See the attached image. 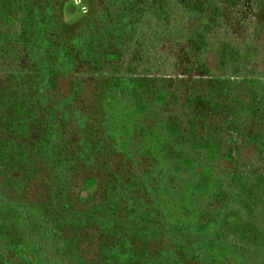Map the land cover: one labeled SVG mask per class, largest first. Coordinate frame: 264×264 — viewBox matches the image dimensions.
I'll return each instance as SVG.
<instances>
[{
  "label": "trees",
  "instance_id": "16d2710c",
  "mask_svg": "<svg viewBox=\"0 0 264 264\" xmlns=\"http://www.w3.org/2000/svg\"><path fill=\"white\" fill-rule=\"evenodd\" d=\"M151 1L0 0V233L11 250L26 252L39 229L49 230L62 264H226L237 243L241 264H250L264 250L253 218L264 184L234 176L228 147L227 170L214 166L219 143L205 121L222 106L213 90L192 94L185 84L179 97L192 116L183 131L170 117L162 132L147 122L107 129L114 98L133 103V113L147 100L145 79L121 75L120 62L131 69L149 54L143 29L149 47L171 32L163 0ZM149 96L176 97L164 82ZM232 201L238 208L227 213ZM241 210L253 220L233 229ZM125 224L138 239L124 234Z\"/></svg>",
  "mask_w": 264,
  "mask_h": 264
},
{
  "label": "rangeland",
  "instance_id": "374dc122",
  "mask_svg": "<svg viewBox=\"0 0 264 264\" xmlns=\"http://www.w3.org/2000/svg\"><path fill=\"white\" fill-rule=\"evenodd\" d=\"M142 3L151 5L153 2L142 0ZM162 6L164 23L171 32L164 36L165 33L160 31L156 43L149 47L146 45L148 29H143L146 35L143 34L145 37L142 43L149 54L133 62L131 69L125 67L124 62H120L121 75L130 77L131 73V77L145 79L144 93L147 100L133 113L132 110L135 108L133 103L121 97L114 98L113 103L117 112L116 115H112L113 121L109 122L107 129L113 130L121 125L131 130L139 129L140 125L147 122L153 123L154 127L162 132L163 123L170 117L172 121L178 119L183 131L184 123L192 116L185 112V105L182 104L185 93L179 97L181 91L186 88L185 84L189 83L191 90L189 89L188 93L192 94L197 90L211 95L210 91L213 90L214 102L219 103L222 108L219 113L211 112L205 123L207 130L211 131V135L218 139L219 143L216 155H220L217 165L214 164L215 169L227 170L222 155L228 147L234 150L233 155L237 163L234 176H240L248 181L254 179L257 183L264 184V0H163ZM144 9L140 6L141 12ZM161 33L164 40L160 37ZM191 41L195 44L200 43L202 50L199 51L198 47L191 45ZM199 57L204 68L198 67ZM174 61H177L175 65ZM163 82L168 92L176 95L168 102L157 101L149 96ZM211 126L214 130L210 129ZM196 129L200 131V126ZM135 135L128 133L129 141L138 145L139 143L133 140ZM251 139L256 140L261 148L245 143ZM98 192L96 190L94 193L96 198ZM260 199L255 210L256 216L253 218L264 231L262 211L264 204ZM236 208L237 202L232 201L227 213H232ZM249 219L253 220L241 210L236 216H232L230 221L234 229L237 223L248 222ZM9 222L12 223V220ZM20 227L21 224H18L17 229ZM212 228L213 226L209 230ZM47 231L39 229L37 241L29 243L25 248L26 252L11 250V245L7 241L8 235L4 238L0 233V264H24L26 261H30L31 264H62L63 258L51 252L55 240L50 238ZM123 232L129 237H134L135 228L125 224ZM237 232L239 231L232 232L230 239L238 240L235 236ZM143 237L144 244L152 240L149 229ZM174 237L176 236H172ZM236 245L240 250L231 255L227 260L228 264H241L240 256L245 255L242 243ZM85 247L94 254V257L99 255L96 247L89 244ZM18 248L21 249L23 246ZM170 250L166 238L162 251L166 255ZM96 260L95 258L89 264H98L99 261ZM249 263L264 264V250L259 251L256 258Z\"/></svg>",
  "mask_w": 264,
  "mask_h": 264
}]
</instances>
